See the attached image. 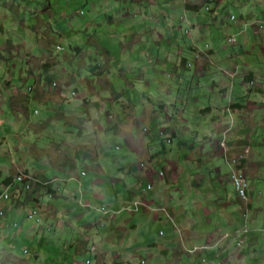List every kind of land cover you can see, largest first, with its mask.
Masks as SVG:
<instances>
[{"label":"rangeland","instance_id":"1","mask_svg":"<svg viewBox=\"0 0 264 264\" xmlns=\"http://www.w3.org/2000/svg\"><path fill=\"white\" fill-rule=\"evenodd\" d=\"M185 1L0 0V111L6 113L5 121L0 116V172L12 177L23 170L45 172L55 189L49 194L33 186L31 194L39 201L31 196L27 200L25 189L14 191L24 198L19 206L10 198L2 201L7 213L0 214V264H100L102 259L106 262L101 264H185L183 248L193 257L204 249L203 244L189 247L185 241L180 246L168 239L174 230L170 220L160 219L161 213L167 215L163 206L149 210L143 204L133 213L128 206L101 220L103 211H97L102 205H125L110 201L115 190L124 189L122 182L111 184L117 165L127 168L138 157L124 137L134 127L135 135L138 129L148 131L142 117L134 115L154 111L148 97L177 94L175 64H180L182 52L194 62L188 48L197 34L200 48L217 45L206 62L246 61L264 74V0H188L199 3L201 20ZM210 7L218 10L216 18ZM228 16L239 21L243 17L242 24L225 28L231 24ZM191 20L200 23L193 34ZM255 24L262 28L255 31ZM229 33L236 35V43L228 40ZM7 77L10 81H3ZM129 97L135 101L133 110ZM22 108L24 116L19 114ZM18 122L15 134L10 125ZM183 124L188 131V123ZM225 169L228 174L230 169ZM65 171L72 176L68 181ZM102 184L110 186L112 196H95ZM257 186L264 192V179ZM5 188L0 182V191ZM68 189L71 200L66 204L58 192ZM35 204L36 212L30 211ZM258 205L264 206L263 199H256ZM252 214L264 222V209L253 206ZM124 218L125 232L115 227ZM244 221L248 224L251 218ZM229 235L214 238L218 250H224L223 261L202 255L192 263L264 264V242L253 251L242 238L235 240V229V241L225 249ZM174 250L182 252L181 260L174 259Z\"/></svg>","mask_w":264,"mask_h":264},{"label":"crops","instance_id":"2","mask_svg":"<svg viewBox=\"0 0 264 264\" xmlns=\"http://www.w3.org/2000/svg\"><path fill=\"white\" fill-rule=\"evenodd\" d=\"M194 4L197 8L193 7ZM198 5V2L185 1V7L196 13L197 20H201L198 17ZM214 9L216 8H212L210 13L216 18L218 10ZM228 19L231 24L227 23L225 28L231 29L236 24H242L243 17L240 21L230 20L229 16ZM190 25L191 33L194 29L199 31L198 21L191 20ZM254 29L260 30L258 24L254 25ZM207 34L210 35L209 32ZM230 34L232 33L228 35ZM199 37L197 34L194 44L188 48L194 62H189L188 55L182 52L180 64L178 61L175 64L177 94L170 98L162 94L155 99L148 97V102L150 100L154 103V111L142 116L144 110L134 114L136 117H142L148 131L138 129L139 135H135L137 127L128 130L132 133L124 138L130 151L138 157L133 163H128L127 168L117 165V175L111 176L113 186L118 181L124 186L122 190L114 189L116 195L110 198L112 203H126L142 198L145 201V209L163 206L167 215L161 213L160 219L170 220L174 230L168 236L170 241L180 246L186 241L189 247L191 244L208 245L199 250L196 257H193V253L188 256L187 247L183 248L187 262L185 264L200 261L199 256L202 255L212 262L223 261L224 250H218L219 242L215 243L214 238L217 235L218 240L224 232L230 234L229 238H222L225 241V249L227 244H233L239 237L243 239L245 246L253 251L257 249L258 244L264 242V222L260 221L258 215L252 214L253 206L255 209H264V206L255 207L256 199L261 198L264 201L263 190L257 193V190L261 189L257 182L264 179V74L246 61L240 63L226 59L216 63L210 59L206 62L205 59L210 58L217 45L202 49L198 46ZM5 80L10 81L8 77L3 79ZM252 80L254 82H251ZM170 85L165 89H170ZM127 101L132 102L131 109L128 108L133 110L136 107L135 101L132 97ZM24 108L19 109L20 115L29 113L27 107ZM189 112L191 117H195L194 120H191ZM0 116L4 118L6 113L3 116L0 111ZM3 120L5 121V118ZM184 121L189 125L188 131ZM21 123L10 125L15 129V134ZM4 127L9 128L3 124ZM161 130L172 134L171 142L164 138V135H160ZM157 131L159 135H156ZM181 131L188 137H183ZM144 132L147 133L145 138L142 137ZM224 147L230 158L239 157L240 166L244 168L252 193L248 201H243L235 192L230 176L232 165L224 156ZM141 162H146V165L141 166ZM70 165L76 168L74 162ZM225 167L230 169L228 174ZM159 170H164V175L161 176ZM65 173L63 178L68 181L66 177L71 175L68 171ZM2 176L3 172H0V181ZM227 182H231L233 190H229ZM147 183H152L153 188L150 191L144 189ZM109 187L108 184H102L101 188L95 191V196H110ZM68 191L69 189L58 192L66 204L67 199L69 202L71 200ZM120 206L118 203V207L110 206V209L119 210V213L122 211ZM16 210L14 207L12 212ZM248 211L249 214L246 213ZM245 216L251 218L248 224L244 221ZM126 219L115 227L125 232L128 229ZM111 223L112 220L110 225ZM235 229L239 230V235L234 240L231 235ZM163 252L168 253V248L163 249ZM95 254L99 255L97 252ZM180 254L174 250L172 255L174 259L181 260ZM102 261L106 262L102 259L100 264Z\"/></svg>","mask_w":264,"mask_h":264},{"label":"clouds","instance_id":"3","mask_svg":"<svg viewBox=\"0 0 264 264\" xmlns=\"http://www.w3.org/2000/svg\"><path fill=\"white\" fill-rule=\"evenodd\" d=\"M209 5V4H208ZM229 18H230V20H233L232 18H231V16H229ZM237 18L234 16V20H236ZM258 26H259V29H261L262 28V26H261V24H258ZM227 38H228V40H230V41H234L235 39H236V35H233V34H230V35H228L227 36ZM251 82H254L253 80L251 81ZM36 111H38L37 109H36ZM160 134L161 135H164V138H166L169 142H171L172 141V134L171 133H166V132H164L163 130H161L160 131ZM117 148H119L120 149V145H117L116 146ZM223 153H224V156L226 157V160L228 161V162H230V164L232 165V169H231V171L233 170V169H235V168H239V169H242L243 171H244V168H242L241 166H240V160H239V157L238 156H236V157H233V158H230V156L228 155V153H227V151H226V149H225V147H224V149H223ZM234 159H237L238 160V162H234L233 160ZM140 165L141 166H145L146 165V162H141L140 163ZM26 170H23V171H20L19 173H17L15 176H13V183H8V184H4L5 185V191H0V208H3L4 210H5V214L4 215H0L1 217H5L6 216V213H7V208H6V206L2 203V201L3 200H7V199H9L10 198V196L13 194V193H15L14 191H20V189L22 190H24V191H26V190H28V189H31V190H34V189H32L33 188V186H35V188H36V185H35V183H34V180H31L30 181V187L29 188H24V186H25V184H26V182L23 184V183H21V181L20 180H18L17 179V176L18 175H21V174H28L30 177L32 176H34L35 175V173H33V174H29L28 172H25ZM160 171L161 170H159V174L160 175H164V174H161L160 173ZM85 172H86V169L85 170H82V173L83 174H85ZM164 173H165V171H164ZM244 174L246 175V173H245V171H244ZM31 177V178H32ZM70 177V176H69ZM69 177H67V180H68V178ZM72 177V176H71ZM246 178H247V180H248V177H247V175H246ZM52 180V179H51ZM232 180V179H231ZM233 183V182H232ZM21 184L23 185V186H21ZM34 184V185H33ZM148 184H150L151 186L150 187H148ZM234 186V185H233ZM248 186H249V193H250V197H249V199L251 198V196H252V193H251V188H250V182H249V180H248ZM153 186H152V183H147L146 184V186H145V190L147 191L149 188H152ZM15 188V189H14ZM234 189H235V187H234ZM235 192H236V190H235ZM262 192V189H258L257 190V193H261ZM6 193L8 194L7 196H6ZM236 194H237V192H236ZM237 196H238V194H237ZM239 197V196H238ZM240 198V197H239ZM24 199V198H23ZM242 199V198H241ZM249 199H247V200H245V199H242L243 201H248ZM136 200H138V201H140V204L138 205V207H140L141 205H143V204H145L144 202H143V200H141V198H136V199H134L133 201H130V205L129 206H135V205H133V203L136 201ZM4 203H6V202H4ZM86 205H90L91 206V202H86ZM102 206H104V205H102ZM106 207V206H105ZM128 207V206H127ZM127 207H122V210L123 209H127ZM37 208H38V204H35V205H33L32 207H30V211L31 210H37ZM106 208H108V207H106ZM99 208H97V211H99L98 210ZM113 211H115V210H112V209H110V208H108V211H106V212H103L102 213V216L99 218L100 220L101 219H104V218H106L111 212H113ZM117 212L119 211V210H116ZM100 212H102V211H100ZM247 214H249V211L248 212H246ZM245 230H247V228H245ZM162 232V231H161ZM204 247H207V245H204ZM206 258V257H205ZM202 259V258H201ZM87 263H90L91 261H90V259H87V261H86ZM142 262H144V261H142Z\"/></svg>","mask_w":264,"mask_h":264},{"label":"trees","instance_id":"4","mask_svg":"<svg viewBox=\"0 0 264 264\" xmlns=\"http://www.w3.org/2000/svg\"><path fill=\"white\" fill-rule=\"evenodd\" d=\"M190 5V4H189ZM188 5V6H189ZM193 7H195V8H197L196 7V5L194 4V6ZM198 7H199V5H198ZM210 11H212V8L210 7ZM242 17V16H241ZM214 18V17H213ZM236 40H237V37H236V39L234 40V41H232V43H236ZM80 48H78V50H79ZM8 79L10 80V77H8ZM91 158V157H90ZM32 177V176H31ZM30 177V181L31 180H34V183H35V185H36V188L37 189H40V188H46L47 189V191H48V193L49 194H51V193H53V192H55V189H53L52 188V180H51V177L50 176H48V174H46L45 172H37V173H35V175L31 178ZM29 180V178H25V179H21V183H25L26 181H28ZM13 181V177H12V175L11 174H5V175H3L2 176V178H1V183L2 184H8V183H13L12 182ZM34 185V184H33ZM21 186H23L22 184H21ZM145 188V187H144ZM24 192H26V199L28 200L29 198H30V196L36 201L37 199H38V201L40 200V198H38V196H32V191H30V189H28V190H26V191H24ZM10 199H11V201H13L14 203H15V205H17V206H19L20 205V203H23L24 201H23V199H21L20 200V198L18 197V196H16L15 195V193H13L11 196H10ZM130 202H126L125 203V205L124 206H122V207H127V206H129L130 204H129ZM24 204V203H23ZM140 207H136V206H132L131 207V209H130V211H132V213L135 211H137L138 209H139ZM136 214V213H135ZM261 230H263V228L261 229ZM246 232H248V229L247 230H245ZM249 232H250V230H249Z\"/></svg>","mask_w":264,"mask_h":264},{"label":"built area","instance_id":"5","mask_svg":"<svg viewBox=\"0 0 264 264\" xmlns=\"http://www.w3.org/2000/svg\"><path fill=\"white\" fill-rule=\"evenodd\" d=\"M234 162H238L237 159L233 160ZM161 174H164V170L160 171ZM25 178H29V180L26 182L24 188H29L30 187V176L28 174H21L17 176V179L21 181V179H25ZM231 179L233 182V185L235 187V190L238 194V196L242 199H249L250 197V193H249V186H248V180L246 178V175L244 174V171L242 169L239 168H235L232 170L231 173ZM151 185L148 184V187H150ZM8 194L6 193V196ZM140 204V201L136 200L133 205H135L136 207H138V205ZM132 207V206H131ZM99 211H103L106 212L108 211V208H106L105 206H101L99 209ZM34 212H36L34 210ZM0 214L4 215L5 214V210L3 208H0ZM30 215H32L30 213Z\"/></svg>","mask_w":264,"mask_h":264},{"label":"bare ground","instance_id":"6","mask_svg":"<svg viewBox=\"0 0 264 264\" xmlns=\"http://www.w3.org/2000/svg\"><path fill=\"white\" fill-rule=\"evenodd\" d=\"M26 251V250H25Z\"/></svg>","mask_w":264,"mask_h":264}]
</instances>
